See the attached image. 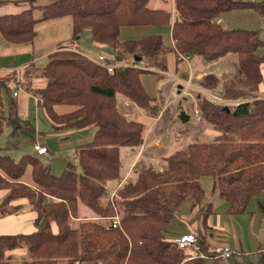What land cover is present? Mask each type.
Listing matches in <instances>:
<instances>
[{"label": "trees", "instance_id": "16d2710c", "mask_svg": "<svg viewBox=\"0 0 264 264\" xmlns=\"http://www.w3.org/2000/svg\"><path fill=\"white\" fill-rule=\"evenodd\" d=\"M30 1L29 8L0 14V35L6 42L28 44L36 38L39 23L66 17L71 42L79 41L87 30L93 41L112 48L117 58L124 57L118 51L122 48L141 60L109 71L98 63L103 55L93 61L75 48L47 54L41 69L46 85L35 93L53 129L94 126L95 130L91 141L76 145L80 172L67 162L56 175L37 156L23 154L14 160L0 154V190H5L0 217L23 209V204H11L17 199H26L36 213L33 231L0 234V264H16L12 254H5L21 248L25 255L17 264H206L168 240L166 227L185 198H192L193 206L203 199L198 182L203 175L214 178L218 195L234 214L244 212L249 200L264 192V93L258 91L264 81V53L257 52L264 41L259 28L225 22L228 12L238 11L261 24L264 0H173V13L150 8L149 0H54L42 6ZM236 16L230 19L235 21ZM141 25L168 27L176 57L198 56L212 62L230 54L238 74L223 78L221 97L227 103L205 96L196 100L194 110L218 132L216 136L192 140L162 156L161 170L140 164L138 173L119 183V149L140 147L147 127L120 111L117 96L133 101L146 116L158 117L159 101L147 94L140 76L154 72L151 68L166 70L160 34L119 40L122 27ZM219 83L217 76L207 73L198 85L213 90ZM8 90L9 84L0 80V135L6 124L2 93ZM59 105L70 108L60 112ZM26 168L31 176L28 184L22 181ZM114 182L118 186L109 196ZM257 205L262 218L258 248L264 250V201ZM114 215L119 218L115 227L110 225Z\"/></svg>", "mask_w": 264, "mask_h": 264}, {"label": "rangeland", "instance_id": "374dc122", "mask_svg": "<svg viewBox=\"0 0 264 264\" xmlns=\"http://www.w3.org/2000/svg\"><path fill=\"white\" fill-rule=\"evenodd\" d=\"M162 7L167 8V4H163ZM234 14L237 15L235 21H233V18L232 20L230 19ZM225 22L227 25L233 27L259 28V37L264 41V21L259 25H255V22L252 19H249V17L244 16L243 12L230 11L225 16ZM168 29L169 28L166 26L155 25L124 26L120 29V41L127 38L138 39L147 35L160 34L163 40L162 50L166 51L168 62L165 71L162 72L156 68H151V71L154 72H144L140 76L147 94L150 97H153V99H158L159 103H157V105L160 108V112L158 117H146V115H144L143 118H145V121H143L141 116L137 117L142 119L146 127L151 128L152 131V133H148L150 137H145L144 135V143L142 142L143 149H147V155H150V157H146V159L143 157L136 158L132 162L135 156L133 149L129 147H120V175L122 180L119 183L128 177L133 176L136 172L138 173L140 170V164L142 166L150 163L154 167L156 166L157 169L161 170L163 161L160 156L172 152L175 148L185 147L195 139H198L199 141L211 140L213 138L211 133L216 135L217 132L208 126L206 122L201 120L202 118L200 119L197 111L194 110L196 108V100L203 94L200 90H204L198 85V83L205 74H214L220 81L219 86L213 90H205L204 92L207 94L205 96L209 98L214 96V99H216L215 101L219 103H223V101L228 102V100L221 97L223 78L227 75L232 76L238 74L237 62L230 54L227 56L230 57L233 66H230V68L227 67V70L226 67H224L226 66L225 60L221 61V58L212 62H205L198 57L201 62L200 64L190 56L188 59H180L178 56H175L177 65L174 69L175 61L172 60V55L175 52L173 53L172 51V41ZM92 41L89 32L85 30L79 41L71 43L73 46L79 44L80 48L87 52L85 53L86 56H88L87 54L93 55L94 58L88 56L93 61H96L99 54H101L105 58L108 57V59H106L111 64L115 66L119 65V60L111 57L114 54L113 49L103 45L99 46L102 48L93 50L90 44L93 43ZM6 43L10 44L8 42ZM57 47H59L58 49L62 48L58 45L54 50H57ZM118 51L123 52L124 57L129 58L132 56L131 59L133 62V55L125 52L122 48H119ZM100 52H103V54ZM257 52L264 53V46L258 48ZM45 60L46 58L38 60L39 62L36 63V65L38 67L41 66L45 63ZM140 64H143V62L141 61ZM261 68L264 69V64L261 65ZM20 73L19 77L21 79L26 75L30 77L32 75V73L26 71H21ZM236 83H239L241 86L244 85L241 84L242 82ZM263 85L264 81L261 84H258L259 92ZM243 92L248 91L243 90ZM15 93H19L20 95L21 91L16 87L14 82L9 83L8 93H2L6 124L0 135V154L8 155L14 160H17L23 154L37 156L42 163L48 166L51 172L56 175H59L66 168L67 162L74 164V169L77 172H80L77 163L76 145L77 142H88V140L85 139V137H82V135H87L89 131L91 141L95 127L86 126L83 131L78 130L79 133L76 135H70L65 132L54 130L46 112L43 107L40 106L41 99H37L35 95H33L34 102L32 99L29 100L28 116L24 120L19 121L16 119V115L19 116V96H16L17 94ZM125 100L127 101L126 103L124 102ZM116 103L118 108L121 107L123 110L129 108L136 110L138 107L133 101L122 96H117ZM35 106L38 108L36 117ZM69 108V106L59 105L57 110L62 112ZM139 110L141 109L139 108ZM181 113L188 116L187 120H180L179 115ZM159 119L160 121H158ZM208 137L209 139H207ZM75 138H78V140ZM33 140H37L38 143L43 142L42 144L47 147L49 153L46 155H38L32 149ZM152 146H156L157 148L151 153L150 149H152ZM158 164H160L159 166L161 168L158 167ZM198 182L204 190L203 199L199 204L197 203L194 207H191L194 202L192 198L187 197L177 206L175 210L176 216L167 224L165 232L166 238L168 240H174L178 236L192 232L196 237V241L200 245L202 244L201 246H203L208 253L213 252L215 246H227L231 250V255L226 263L214 261V255H212L211 258H206L208 259L206 260V264H264V250L259 248L258 250L256 249V244H259L262 223L257 202L258 200L264 201V192L249 200L245 213L231 214L227 212L228 202L219 197L218 187L217 184H214V178L212 176L203 175L199 177ZM117 186L118 184L114 182L112 184L113 188L110 189L109 193L114 194ZM16 202L17 200H13L11 201V204L14 205ZM208 204H211L212 206V211L209 214L206 212ZM193 208L192 217L187 221L185 216ZM218 224L224 225L218 227ZM21 249L22 250H16L17 252L12 255L6 253L5 256L11 255L13 258L11 260L13 263L16 262L17 264L19 262L18 260L25 255V249ZM82 264L88 263L84 262ZM90 264L96 263L93 262Z\"/></svg>", "mask_w": 264, "mask_h": 264}, {"label": "crops", "instance_id": "0c3cea01", "mask_svg": "<svg viewBox=\"0 0 264 264\" xmlns=\"http://www.w3.org/2000/svg\"><path fill=\"white\" fill-rule=\"evenodd\" d=\"M52 1H54V0H33L32 5H34V6L41 5L42 6V5L48 4ZM163 4H167V8H163L162 7ZM30 6H31L30 0H0V14L15 13V12H18L22 9L29 8ZM148 6L150 8L164 9L166 11H170V13H173V0H149ZM34 14L38 15L39 14L38 10L34 9ZM37 27L38 28H37L36 38H34L32 42H30L28 44H24V45L7 44L4 41V39L2 38V36L0 35V80H4L8 84L14 82L16 87H18L21 91L20 95H19V93L16 95V96H19V102H18L19 116L16 115V117H17L16 119H18L19 121L24 120L28 116V112H29L28 103H29L30 99L33 100V95H36L35 91H37L38 89H40L46 85L45 78L41 76V69L45 63L38 67L36 65V63L39 62L38 60H40L42 58H46V60H47V54L51 51H54V48L58 45L60 47H62L61 49L75 48V49H77V51H80L83 54L87 53L85 50H82V48H80L79 44H75L74 46L72 45V43L70 41V35H71L70 34V22H69L68 18L62 17V18L49 19V20H46V21L39 23L37 25ZM92 42L93 43H90V44H91V48L93 50H98L99 48H102L99 46L104 45V44L98 43L96 41H92ZM104 46H106V45H104ZM58 48L59 47H57L56 49H58ZM113 52H114V50H113ZM100 53L103 54V52H100ZM165 53H166V51H165ZM87 55L89 57L94 58L93 55H89V54H87ZM99 55H101V54H99ZM111 57L117 58L115 56V52H114L113 56H111ZM167 57L168 56L165 54L166 67H167V62H168ZM106 58L108 59V57H106ZM117 59H121V55H119ZM46 60H45V62H46ZM172 60L175 61V64H174V69H175L177 63H176L174 54L172 55ZM193 60H196L197 62H199L201 64L200 60L198 59V56H193ZM220 60L221 61L225 60L226 66H224V67H226V70L228 68H230V66H233V63L231 62L230 57L227 55L224 56L223 58L221 57ZM118 62L120 65H122V64L129 65V64H131L132 59H131V56L129 58L123 57ZM139 67H141V64L139 65ZM21 71L22 72L23 71L30 72V73H32V75H31V77L26 75L23 77V79H21L19 77L21 74L20 73ZM263 90H264V85L261 86L260 92L264 93ZM12 96H13V94H12ZM33 102H34V100H33ZM124 102L126 103L127 101L125 100ZM34 105H35V103H34ZM3 107H4V105H3ZM34 108H35V117H36L38 108H36V106ZM119 109L129 119H135V120H139L141 122L145 121V118H143V116L145 114L142 112V110H139L138 107L136 110L131 109V108H129L127 110H123L121 107ZM140 116L143 118V121H142V119L137 118ZM45 117H46V115H45ZM46 119H47V117H46ZM78 130L83 131L84 128H81ZM78 130L63 129V130H61V132H65V133L70 134V135H76L79 133ZM150 132L152 133L151 128L147 127L145 137H150L148 134ZM211 134H212V137H214L218 134V132L216 133V135H214L213 133H211ZM82 137H85V139H87L89 142L90 141V131L88 132L87 135L86 134L82 135ZM75 139L78 140V138H75ZM207 139H209V137ZM35 142H38V141L33 140L32 143H35ZM83 142H87V141L77 142V145H80ZM143 148H144L143 144L140 147L132 148L133 152L135 153V156H134L132 162L136 158L138 159V158L143 157L146 159V157L147 158L150 157V155H147V149H143ZM156 148H157L156 146H152V149H150L151 150L150 152L152 153L154 150H156ZM48 153H49V150L46 154H48ZM46 154H41V155H46ZM164 155H162V156H164ZM162 156H160V157H162ZM159 165L160 164H158L159 168L163 167V166L160 167ZM22 181L24 183H27V184L31 182V176H30V169L29 168H26L24 175L22 177ZM4 192H5V190H0V197L3 195ZM16 204H23L24 207L21 211H18L16 213H13V214H10L7 216L0 217V234L29 233L35 229L34 225H33V220H34L36 213L29 208L28 201L25 199H17ZM191 207H194L193 204L191 205ZM210 208H211V210H210ZM206 209H208L206 212H207V214H209L212 211L211 204H208ZM193 210H194V208L191 209V211H189V213L185 216L187 221L192 217ZM82 211L85 213H88L84 209H82ZM245 211H246V209H245ZM245 211L242 213H245ZM227 212L231 213V212H229V205L227 206ZM231 214H234V213H231ZM236 214H241V213H236ZM175 216H176V212H175V215L173 217H175ZM259 221H260V219H259ZM191 225H193V224H191ZM223 225L224 224H218V227H221ZM53 229L55 230V227H53ZM189 233H192V232H189ZM256 249L258 250L257 244H256ZM16 250H22V249L9 250L6 253L13 254V253L17 252ZM204 260L206 261L208 259H204ZM211 261H213V260H211ZM214 261H218V260H214ZM219 262H221V261H219ZM221 263H223V262H221ZM224 263H226V262H224Z\"/></svg>", "mask_w": 264, "mask_h": 264}, {"label": "built area", "instance_id": "2783aa9c", "mask_svg": "<svg viewBox=\"0 0 264 264\" xmlns=\"http://www.w3.org/2000/svg\"><path fill=\"white\" fill-rule=\"evenodd\" d=\"M178 58L180 59H188L189 56L188 55H178ZM98 63L105 66L109 71L113 70L116 66L115 65H109L108 63H106V61L104 60L103 56H99L98 58ZM203 94V96L207 95L204 91L205 90H200ZM17 94V93H15ZM37 97V99H40V96L35 95ZM206 97V96H205ZM210 100L215 101L216 99H214L215 97L212 96V98L206 97ZM219 100V98H218ZM220 101V100H219ZM223 103H227L224 102ZM33 150L38 154H46L48 152L47 147L42 144V143H38L35 142L32 145ZM113 193H109V196H112ZM119 224V218L118 216L114 215L113 217L110 218V225L115 227ZM174 242L180 247V248H187L189 249L193 255L198 256L202 259H206V258H211L212 255H214V259L221 261V262H227L230 255H231V250L227 247V246H216L213 249V252L208 253L205 251V249L196 241V237L190 233V234H184L182 236H179L177 238H175Z\"/></svg>", "mask_w": 264, "mask_h": 264}, {"label": "water", "instance_id": "95a60500", "mask_svg": "<svg viewBox=\"0 0 264 264\" xmlns=\"http://www.w3.org/2000/svg\"><path fill=\"white\" fill-rule=\"evenodd\" d=\"M134 60L138 62V61L141 60V58L140 57H134ZM179 118H180L181 121H185V120H187L188 116H186L185 114L181 113L179 115Z\"/></svg>", "mask_w": 264, "mask_h": 264}]
</instances>
